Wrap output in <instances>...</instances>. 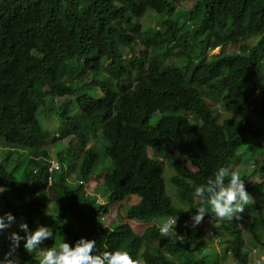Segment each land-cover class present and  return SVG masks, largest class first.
I'll return each mask as SVG.
<instances>
[{"label":"trees","instance_id":"obj_1","mask_svg":"<svg viewBox=\"0 0 264 264\" xmlns=\"http://www.w3.org/2000/svg\"><path fill=\"white\" fill-rule=\"evenodd\" d=\"M180 1L0 0V144L6 145L0 148V210L22 217L34 231L54 201L53 237L41 244L46 249L58 245L56 237L73 247L83 237L95 239L98 253L125 250L146 264H219L215 248L201 249L190 229L196 207L211 211L194 191L219 167H228L247 141L257 146L264 139V90L262 121L241 113L252 90L264 84V0H194L185 11L178 9ZM178 10L155 39L141 30L138 19L148 11L174 16ZM253 35L260 37L242 51L208 56L211 47L224 49ZM138 42L151 52L138 54ZM91 70L107 73L92 78L102 97L83 91L73 114L65 106L64 131L74 140L53 157L38 110L71 94ZM221 109L232 117L221 121ZM156 112L163 116L153 124ZM100 135L101 147L92 145ZM256 146L245 151L252 155ZM102 153L110 164L96 176L109 191L104 203L84 188ZM173 153L184 156L171 160V181L184 204L179 206L161 173V158ZM53 160L60 166L51 170ZM73 172L78 184L70 181ZM257 172L263 176L258 183L241 177L248 193L259 190L260 205L264 165L252 175ZM130 195L139 201L121 214ZM110 206V216L122 222L113 229L106 222ZM166 217H177L176 238L171 231L160 234L155 220ZM241 220L246 217L223 220V252L234 264H249ZM248 232L264 249V214L256 215ZM23 243L20 264H39V251L28 253Z\"/></svg>","mask_w":264,"mask_h":264},{"label":"rangeland","instance_id":"obj_2","mask_svg":"<svg viewBox=\"0 0 264 264\" xmlns=\"http://www.w3.org/2000/svg\"><path fill=\"white\" fill-rule=\"evenodd\" d=\"M194 0H181L177 6L178 9L181 11L188 10ZM178 12L175 13V15H167L163 16V14L156 13L155 11H148L143 17L138 19V22L141 25V30L147 29V34L150 36L151 39H155L157 36V32H163L165 29V26H167L171 19L173 17H176ZM185 19L184 16L181 15V18L179 21H183ZM192 24V22H189ZM260 36L253 35L250 38H247L244 42L240 44H228L224 46V49H221V46H218L216 48H210L207 53L208 56H211L212 54H217L220 51L225 53H233L237 51H242L244 47L242 45H251L254 44ZM196 41V40H195ZM140 42H138L139 44ZM138 54L143 55V53H150V50H146V47L140 43L137 46ZM130 51H125L126 58L130 56ZM177 60V59H176ZM179 63H182L181 60H179ZM107 63H105L106 65ZM102 73H99L95 75V73L91 70L87 73L84 72L83 76L79 79L78 82L73 84V92L66 96H60L56 101H52L53 104L49 103V110L46 108L40 107L37 113V117L39 119L40 124L44 128V130L47 133L49 144L47 145V148L50 150V153L53 155V157H56L57 153L59 151H65L68 147V141L74 140L72 137H69L65 134L64 131V120L66 119V116L64 114L65 106L68 105L70 107V113H74L75 110V104H76V97L79 92H85L87 95H90L94 98H101L102 97V91L99 86H95L93 83L92 78L94 76H97L100 80L104 78V75H107V73L102 70ZM112 86L116 85V82L111 83ZM264 90V84L258 83L255 87V89L252 90L250 97L246 104L244 105L243 110L241 113L243 115H253L259 122L262 121L261 118V105L260 101L262 98V91ZM46 100L50 101L51 97L47 96ZM51 104V105H50ZM219 102H216L217 107L219 108ZM211 108L214 109V105L212 103ZM212 109V110H213ZM61 112V114H59ZM180 113V112H179ZM221 116L220 120H224L226 118H231L232 115L221 109ZM163 116V113L156 112L154 113L150 121L153 124H156L161 117ZM193 119V117H191ZM95 138V137H92ZM97 140H91L92 145H98L101 147V145L104 143L102 141V137H96ZM56 139V142H53V140ZM262 140V144H259L256 146V143H250L247 141L240 149H239V156L233 158L228 166L230 170L238 171L241 175V173H245L249 176V180L251 183H258L263 179V176L260 172H257L256 175H252L253 170H259L264 165V139ZM1 143V142H0ZM251 145L256 146L254 148V151L252 155L247 153L245 150L250 149ZM6 145L0 144V148H5ZM27 152V151H25ZM28 153V152H27ZM27 153H25V158H28ZM184 156L181 153H173L169 154L168 156L162 157V164H161V173L162 177L165 182L166 191L170 195L173 203L177 206L180 204L184 205L182 201L178 198L176 194V190L174 188V185L171 181L172 175L175 173L174 168L172 166V161L177 159H182ZM239 158V159H238ZM238 159V160H237ZM172 160V161H171ZM237 160V161H236ZM236 161V162H235ZM235 162V163H233ZM109 160L106 157L105 153L101 154L100 163L96 167L94 173H92L89 177V179L84 182V188L86 191H88L91 195L94 197L99 198V202L104 203L107 202V196L109 194V191L106 189V185L102 180L97 179V175L100 174L103 171V168H106L109 166ZM57 172V171H56ZM77 172H73L70 175V181L73 182V184H78L79 180H77ZM1 191V190H0ZM1 193V192H0ZM259 190H256L254 192H250L249 194L252 197L253 202L249 204L250 210H245L243 213H240L237 217H233V219H241L243 216L246 217V221L239 222L238 224L243 228V235L245 237V245L244 249L246 250L247 256L250 257V263L249 264H264V249L263 246L260 244H254L253 240L251 239V236L249 235L248 228L251 222L255 219L256 215L258 214H264V204L258 203V197H259ZM50 195V193H48ZM51 200V199H50ZM139 201V196L137 195H130L123 203V207L121 208V214H124L125 210L134 203H137ZM57 205H55L54 201H49L48 203V212L46 213L45 217L43 218V226L51 227L53 229L52 225V219L54 217V213L57 212L56 210ZM115 210L113 211V208L110 206L109 215L106 216V222L110 224L109 228L113 229L116 225H120L121 218L117 217L115 220L112 215ZM7 212L0 210V215H3ZM211 214L204 215L202 222H200L198 225L193 226V223L191 225V230L193 231V235L195 238V242L198 243L200 246L201 244H204L201 249H206L210 251H214L213 248H215V252L218 253V262L219 264H234L231 260L230 254L228 252L224 251V245L222 246V238L224 236V233H222L223 229V220L217 218L211 211L209 212ZM105 216V215H104ZM16 223H14L11 228L5 230L2 234H0V258H3V255L5 252L8 251L10 241L8 240V235L12 231H17L18 225L20 221L22 220V217H15ZM162 218L156 219L155 222L158 224H161ZM231 220V219H230ZM178 220L176 225L178 224ZM112 224V225H111ZM176 230H171V235L175 238L177 235H180L178 232H175ZM246 232V233H245ZM227 238H230V234L226 235ZM56 243L58 244L60 241H62L61 238L56 237L54 238ZM41 248H44V245H41ZM37 251H40V249H37ZM39 254V252H38Z\"/></svg>","mask_w":264,"mask_h":264},{"label":"clouds","instance_id":"obj_3","mask_svg":"<svg viewBox=\"0 0 264 264\" xmlns=\"http://www.w3.org/2000/svg\"><path fill=\"white\" fill-rule=\"evenodd\" d=\"M57 99L55 98L54 101ZM52 162L57 163V166L52 169L60 166L58 160ZM0 190L2 193V188ZM194 196L198 197L203 205L209 206L211 212L221 220L237 217L253 202L251 195L246 191L245 180L238 171L230 170L228 167H219L213 176L195 188ZM196 208L197 212L192 216L193 226L202 222L205 213L209 212L207 207ZM14 223L16 218L11 212L0 215V234L11 228ZM176 223L177 217L164 218L159 226L161 236L166 237L171 230L175 229ZM18 227L19 231H12L7 237L10 245L3 258H0V264H20L17 249L21 241H24L23 247L28 253H34L40 249L39 264H146L142 257L133 258L125 250L117 249L98 253L95 239L83 237L75 242L74 247L64 239L57 246L44 249L40 245L45 239L53 237L51 227L38 226L33 231L29 229L23 218ZM20 232L24 235H20Z\"/></svg>","mask_w":264,"mask_h":264},{"label":"built area","instance_id":"obj_4","mask_svg":"<svg viewBox=\"0 0 264 264\" xmlns=\"http://www.w3.org/2000/svg\"><path fill=\"white\" fill-rule=\"evenodd\" d=\"M56 166H57V163L53 162L51 169H52L53 167H56Z\"/></svg>","mask_w":264,"mask_h":264}]
</instances>
